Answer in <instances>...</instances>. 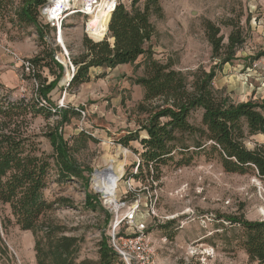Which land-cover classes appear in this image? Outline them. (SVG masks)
<instances>
[{
    "label": "rangeland",
    "instance_id": "374dc122",
    "mask_svg": "<svg viewBox=\"0 0 264 264\" xmlns=\"http://www.w3.org/2000/svg\"><path fill=\"white\" fill-rule=\"evenodd\" d=\"M131 2L120 0L128 9ZM142 4L143 0H139L138 5ZM160 6L161 18H149L155 32L145 45L155 60L172 64L188 81L198 68L206 72L215 68L214 90L234 103L264 99L263 72L258 64L264 57V0H160ZM0 21V45L9 47L24 60L53 49L64 67L63 78L44 99L37 92L39 81L34 75L38 73L49 82L53 76L48 68L25 72L0 48V103L38 101L53 110L50 115L42 110L35 117L19 119V131L35 135L39 148L50 154L44 134L60 121V115L54 111L67 106L83 108L80 116L71 117L59 132L79 149L74 156L78 165L89 171L88 191L98 197L110 213V220L105 225L99 210L84 208V190L78 180L57 182L52 172L43 194L47 201L67 199L68 203H58L46 219L67 235L84 237L78 261L97 260L100 234L104 231L108 242L115 222H121L120 234L129 233L123 227V216L137 203L136 220L144 223L153 242L156 264H256L248 260L240 246V228L218 216L264 219V179L256 178L253 171L245 175L225 173L216 158L208 159L202 153L195 155L187 167L174 163L162 167L159 181L152 179V172L144 180L131 178L139 161L136 151L140 152V146L133 141L124 147L117 141L136 131L142 119L137 106L143 92L134 80L143 75V67L93 68L88 83L77 89L68 88L72 73L59 47L51 46L52 41L48 47L41 44L31 27L12 25L7 18ZM205 21L219 28L224 45L233 27L241 30L244 42L230 62L214 66L219 62L211 57ZM84 25L80 17L63 22V43L70 60L83 52ZM141 62L139 58L135 63ZM199 119L200 113L196 111L190 122L197 125ZM82 133L90 137L84 147L79 139L73 142ZM143 135L141 132L140 136ZM263 142L264 135L258 134L247 138L245 146L252 149ZM174 159L179 157L175 155ZM110 199L115 200L116 206L109 204ZM2 210L0 207V219L8 214ZM33 247L31 232L16 226L6 230L0 227V264H36Z\"/></svg>",
    "mask_w": 264,
    "mask_h": 264
},
{
    "label": "trees",
    "instance_id": "16d2710c",
    "mask_svg": "<svg viewBox=\"0 0 264 264\" xmlns=\"http://www.w3.org/2000/svg\"><path fill=\"white\" fill-rule=\"evenodd\" d=\"M131 1L129 9L119 4L111 13L107 34L101 41L83 38V52L70 60L74 72L68 84V88L77 89L88 83L91 68L114 69L119 65H133L135 70L143 67V75L134 80L143 92L137 106L142 119L136 131L117 141L124 147L133 141L140 146V152L136 151L138 173L132 174L131 178L144 180L152 172V179L159 181L162 167L169 163L187 167L195 155L202 153L208 159L216 158L225 173L245 175L253 171L256 178L263 180L264 142L247 149L245 141L254 135H264V99L234 103L214 90L215 68L208 72L198 68L188 81L187 76L172 68V64L155 60L145 45L155 32L150 16H162L160 0H143L142 6L138 5L139 0ZM45 3L46 0H0V20L7 18L12 25L33 28L38 41L48 47L52 31L39 23V11ZM203 26L211 57L219 62L214 66L230 62L244 42L241 30L233 27L224 45L215 24L205 21ZM47 36L49 39L46 40ZM54 53L49 49L28 60L31 72L46 67L53 76L48 82L38 73L34 75L39 81L37 92L44 99L64 76V67L55 61ZM139 58L142 62L135 63ZM39 105L38 101L0 103V207L2 213L8 211L7 215H1V229L16 226L21 231L31 232L36 264H122L109 248L104 231L97 245V260L78 261L84 237L67 235L63 229L47 221L46 215L58 203H68L61 197L53 201L45 199L43 194L52 172H55L57 182L80 181L84 190V208L99 210L105 225L111 215L101 206L98 197L88 191L89 171L81 168L74 156L79 149L64 140L59 132L71 117H79L83 108L76 110L67 106L54 111L60 115V121L44 134L51 148V153L46 154L39 148L35 135L22 133L17 127L18 121L28 116L35 117L42 110L50 115V110L53 111L51 107ZM196 111L200 113L197 125L190 122ZM78 139L84 147L90 137L82 133L73 138V142ZM175 155L179 159H174ZM218 219L238 226L241 230L240 246L248 260L264 264V219L249 221L242 215L218 216Z\"/></svg>",
    "mask_w": 264,
    "mask_h": 264
},
{
    "label": "built area",
    "instance_id": "2783aa9c",
    "mask_svg": "<svg viewBox=\"0 0 264 264\" xmlns=\"http://www.w3.org/2000/svg\"><path fill=\"white\" fill-rule=\"evenodd\" d=\"M120 4V0H46V3L40 9V20L49 29H51V40L53 47H59L60 53L63 52V61L70 67L73 74L74 68L70 63L67 50L63 43V22L67 18L80 17L84 21V35L94 42L101 41L107 34V24L111 13ZM102 15L108 16L106 29L102 37L93 38L88 31L92 22ZM86 21V22H85ZM49 39V36L46 37ZM1 50L11 57L15 62L19 63L25 72H30L31 67L28 60L21 59L12 49L7 46L0 45ZM54 59L60 63L59 57L53 55ZM66 59V61H65ZM61 64V63H60ZM263 72L264 78V57L258 62ZM137 160V165H138ZM134 171L133 174H136ZM129 186V181H127ZM138 204L131 207L123 216V227L129 233H119V225L121 222H115L112 225L109 241V248L119 257L122 264H156L155 249L153 242L147 232L144 223L136 220V212Z\"/></svg>",
    "mask_w": 264,
    "mask_h": 264
},
{
    "label": "bare ground",
    "instance_id": "6f19581e",
    "mask_svg": "<svg viewBox=\"0 0 264 264\" xmlns=\"http://www.w3.org/2000/svg\"><path fill=\"white\" fill-rule=\"evenodd\" d=\"M108 20V16L106 15H102L99 18H96L91 24L92 27L89 26L88 31L91 34V36L94 37H102V34L104 32V30L106 29V23ZM68 79H70V75H68ZM109 204H115L116 206V202L114 199H110L109 200Z\"/></svg>",
    "mask_w": 264,
    "mask_h": 264
},
{
    "label": "crops",
    "instance_id": "0c3cea01",
    "mask_svg": "<svg viewBox=\"0 0 264 264\" xmlns=\"http://www.w3.org/2000/svg\"><path fill=\"white\" fill-rule=\"evenodd\" d=\"M127 66H131V65H119V66H117V67H115L114 69H116V68H121V67H127ZM97 68H99V67H97ZM93 68H91L90 69V71L92 70ZM114 69H111V70H114ZM104 70H107L106 68H104ZM110 70V69H109ZM89 71V72H90ZM99 187V186H98ZM101 188V187H100Z\"/></svg>",
    "mask_w": 264,
    "mask_h": 264
},
{
    "label": "water",
    "instance_id": "95a60500",
    "mask_svg": "<svg viewBox=\"0 0 264 264\" xmlns=\"http://www.w3.org/2000/svg\"><path fill=\"white\" fill-rule=\"evenodd\" d=\"M72 77V76H71Z\"/></svg>",
    "mask_w": 264,
    "mask_h": 264
}]
</instances>
